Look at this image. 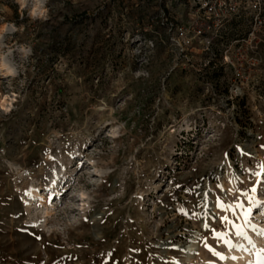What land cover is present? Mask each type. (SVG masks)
<instances>
[{
    "label": "rangeland",
    "instance_id": "374dc122",
    "mask_svg": "<svg viewBox=\"0 0 264 264\" xmlns=\"http://www.w3.org/2000/svg\"><path fill=\"white\" fill-rule=\"evenodd\" d=\"M237 1L225 33H259L264 0ZM196 15L194 0H0V264L264 256V208L244 195L264 201V41L244 80L222 46L205 70L175 40Z\"/></svg>",
    "mask_w": 264,
    "mask_h": 264
},
{
    "label": "built area",
    "instance_id": "2783aa9c",
    "mask_svg": "<svg viewBox=\"0 0 264 264\" xmlns=\"http://www.w3.org/2000/svg\"><path fill=\"white\" fill-rule=\"evenodd\" d=\"M194 2L198 15L191 22L176 27L175 40L178 49L187 59L188 52L192 53V57L195 55L193 52L203 56L206 61L205 70H207V55L213 46H222L225 50L221 51V60H224V64L232 66L234 79L244 80L246 64L256 67V60L247 58L242 60L241 58L244 57V52L249 49L254 50L253 41H259L257 44L264 41V13L261 11L251 19L259 25V33L254 30L245 36L238 35L230 39L224 28L226 24L242 21L245 17L242 9L246 8V5L237 0H194ZM255 8H258L257 4ZM233 54L236 55L233 56Z\"/></svg>",
    "mask_w": 264,
    "mask_h": 264
},
{
    "label": "snow or ice",
    "instance_id": "6c2138e0",
    "mask_svg": "<svg viewBox=\"0 0 264 264\" xmlns=\"http://www.w3.org/2000/svg\"><path fill=\"white\" fill-rule=\"evenodd\" d=\"M262 168H264V165L261 166ZM253 176L257 175V173H252ZM262 177H264V173H261L260 174ZM259 191H258V187L254 186L252 188V192H255L257 193V197H259L261 195L262 192H264V179H261V181H259ZM245 197L248 198L250 200L251 203H254L256 205V208L259 209V208H264V201H260L259 199H256V200H252L251 197L249 196V193L248 192H245L244 193ZM227 208L231 209L232 208V205H227L226 206ZM238 207H240L241 209L244 208V205L243 204H240L238 205ZM248 215V219L251 220V215H250V210L246 213ZM225 221H227V218L225 217ZM235 226V225H234ZM262 236H264V230L261 231L260 233ZM236 235L238 236H243L245 235V233L241 230H238L236 231ZM218 239H224L226 243H231L230 241L227 240L226 237L223 236V234H221ZM264 251V250H262ZM257 264H264V256H262L258 261H257Z\"/></svg>",
    "mask_w": 264,
    "mask_h": 264
},
{
    "label": "bare ground",
    "instance_id": "6f19581e",
    "mask_svg": "<svg viewBox=\"0 0 264 264\" xmlns=\"http://www.w3.org/2000/svg\"><path fill=\"white\" fill-rule=\"evenodd\" d=\"M6 75H7V74H6ZM95 220H98V219L95 218ZM193 247H194V245L190 246L189 249H188V251H186V252L191 253V252L193 251ZM188 253H187V255H188ZM191 254H192V253H191ZM244 257H246V256H244ZM244 257H242V258L244 259ZM242 258H241V259H242Z\"/></svg>",
    "mask_w": 264,
    "mask_h": 264
}]
</instances>
